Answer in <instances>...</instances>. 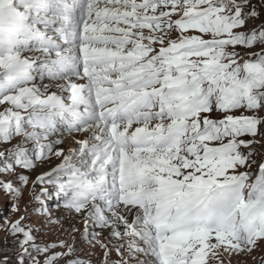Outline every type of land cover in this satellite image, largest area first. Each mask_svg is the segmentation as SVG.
Wrapping results in <instances>:
<instances>
[{"label": "snow or ice", "instance_id": "1", "mask_svg": "<svg viewBox=\"0 0 264 264\" xmlns=\"http://www.w3.org/2000/svg\"><path fill=\"white\" fill-rule=\"evenodd\" d=\"M249 6L0 0V174L54 155L33 188L52 186L65 209L110 229L122 264L251 253L264 242V161L252 148L264 128V26L243 31ZM65 135L74 146L59 147ZM18 180L0 189L19 199L29 178ZM24 219L10 227L19 264H83L74 245L37 244Z\"/></svg>", "mask_w": 264, "mask_h": 264}, {"label": "rangeland", "instance_id": "2", "mask_svg": "<svg viewBox=\"0 0 264 264\" xmlns=\"http://www.w3.org/2000/svg\"><path fill=\"white\" fill-rule=\"evenodd\" d=\"M247 10H254L257 15L249 17L246 21L247 27L243 31L250 33L251 30L260 29L264 26V0H250V6ZM236 50L241 56H245L248 51L241 46H237ZM255 50L259 51L258 48ZM45 83H48V81H45ZM51 91H56L55 86ZM237 114L240 113L237 112ZM213 118H222V114L218 113ZM261 132H264V128L258 127V135L255 139L260 142L252 146L253 150L258 153L254 156L257 164L264 161V137L259 134ZM82 135L77 134V138H81ZM20 139L22 138H15L11 143L16 144ZM249 139L252 138L249 137ZM28 147L31 148L32 145L29 144ZM59 147L68 148L66 144ZM56 159L53 155L47 160L36 161V167L32 170H23L17 167L13 172L0 174V180L13 183L14 187L20 186L18 173L25 174L29 178V184L24 188L23 195L19 199L16 198L14 193H8L0 189V264H19L18 254L21 252L19 240L22 237L12 235L10 227L12 223L20 220L21 217H26L22 224L33 229L32 234L37 244L41 246L59 245L63 242L66 245H74L75 255L72 258L81 260L83 264H122L123 260H128V253L124 248L121 249L123 256L117 254L116 248L119 242L111 234L102 232L93 225L86 226L83 223L78 225L75 219H70L69 215H61V211L65 209L63 201L56 197L55 192L51 191L52 186L36 184L33 188L32 182L43 175L41 173L42 167L54 164ZM256 167L257 165H253L254 169ZM44 187H48L50 195H41ZM35 196H41L43 203L37 202L34 199ZM72 215L73 213H71ZM83 218H85V215H83ZM67 223L69 224L67 225ZM55 251H66V248H56ZM106 251H108L107 257L105 256ZM43 258L38 257V259ZM221 260L223 264H264V242H258V246L251 253H232L231 255L222 253L220 260H210V264H220ZM60 264H63V260ZM129 264H136V261L134 259L130 260Z\"/></svg>", "mask_w": 264, "mask_h": 264}, {"label": "bare ground", "instance_id": "3", "mask_svg": "<svg viewBox=\"0 0 264 264\" xmlns=\"http://www.w3.org/2000/svg\"><path fill=\"white\" fill-rule=\"evenodd\" d=\"M57 138H58V137H57ZM77 139H79V138H77ZM63 144H66V145L68 146V148L74 146V145H73L72 137H67V136H66ZM59 162H60V161L56 159V162H55L54 164H52V165H44V166L42 167L43 170L41 171V173L44 174L45 172L50 171L51 168H53V167H54L56 164H58ZM71 213H73L72 216H71ZM61 215H69L70 219H71V220H74V219H75V222H76V224H78V225L83 223V225L85 224L86 226H91V225H93V227H95V228L97 227L93 222L87 221V219H86V214H79V213H75L74 211L70 212V211L67 210V209H63V210L61 211ZM77 215H79V216H77ZM83 215H85V218H83ZM72 217H73V218H72ZM68 224H69V223H67V225H68ZM98 228H99V230H101L102 232L104 231V232H106V233L111 234L110 229L100 228V227H98ZM107 235H108V234H107Z\"/></svg>", "mask_w": 264, "mask_h": 264}]
</instances>
